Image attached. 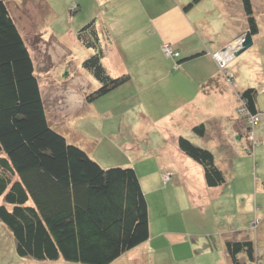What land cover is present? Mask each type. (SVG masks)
Returning <instances> with one entry per match:
<instances>
[{
	"label": "rangeland",
	"instance_id": "1",
	"mask_svg": "<svg viewBox=\"0 0 264 264\" xmlns=\"http://www.w3.org/2000/svg\"><path fill=\"white\" fill-rule=\"evenodd\" d=\"M190 1L192 0H10L7 2L10 15L32 59L48 121L55 130L65 135L68 142L85 150L101 167H133V164L138 166L141 164V168L147 171L149 167L158 166L156 160L148 158L143 160L142 157L148 155L157 146L156 139L163 136L160 128H169L165 127L163 120L151 121L150 134L145 140L137 139V133H133L136 131L133 125L136 114L140 117L150 113L153 117L156 112L146 114L143 111L137 112L133 93L131 90H124V84L113 90L114 92H110L113 94L109 93V96H106L109 98L99 100L98 104L94 102L98 108L97 114L87 110L90 106L88 103L79 106L82 101L81 95L86 90L92 91L97 85V81L81 67V61L91 51L83 47L76 38L79 28L92 19L93 15L97 17V21L102 17L113 21L126 17L129 23L146 18L139 23L140 26L134 27V29L138 28V31L133 30V36L125 39L120 35L115 37L119 49L126 48L127 62L131 60L128 50H134L137 42H140L137 50H141L140 44L144 37L142 32L146 25L149 27L152 25V28L157 29L156 34L162 31L172 33L173 42L168 39L161 40L157 35L151 37L153 40L149 46L152 51L151 59L155 60L158 66L157 76L153 81L158 82L160 89L162 84L157 79L163 76L174 79L177 72L172 71L169 74L161 67L169 63L172 65L173 62L178 63L179 58L200 52L205 45L207 55L196 54L180 61L178 66L183 67L187 78L195 83L196 80L204 77L213 78L214 73H217L227 85L232 84L233 81L232 86L235 91L240 92L246 87H255L258 89L256 102L259 105V112L264 113V0H250L258 28L252 37L253 44L237 56L233 54L236 49L224 52L222 57L224 59L228 57L222 66L213 57V51L209 49L211 45L209 41L214 42L216 39V31H214L216 22L220 28L225 24L221 15L228 16L226 12L233 17L237 31L242 29L243 32L233 37L224 47L229 44L234 46L235 42L244 37L248 25L242 2L241 0H199L190 9L184 10L181 6ZM75 2H79V7ZM196 20L203 21L205 29L208 23H211L213 32L210 39H204L201 31H204L203 28L188 26V23ZM175 28H178L176 36L173 33ZM100 38L104 45L111 39L104 34H101ZM112 43L115 44L113 40ZM198 43V47L195 46ZM163 44L170 45L174 50L177 46L176 50L180 56L171 59V56L167 55L166 48L165 53L161 51ZM144 62L145 60L140 68L144 67ZM143 71L145 72L146 69L144 68ZM65 72L67 74L64 76ZM137 72L139 73L140 69ZM146 77L141 76V78ZM185 79L186 76L183 75L180 80ZM212 83L213 81L205 82L203 92H207ZM177 86L185 88L181 83L176 84L174 88ZM162 92L164 96L162 102L169 100L172 105L191 95L185 93L186 91L178 94L168 86ZM239 92L237 99L234 95L231 99L224 97L221 100V103H224L221 110H215L212 116L200 115L204 123L214 130L208 139L209 142L206 141V146H209L219 163L223 165L225 182L215 188L205 186V189L194 191L192 192L194 195L189 196L181 188L177 172L171 175L169 183L162 184L160 181L162 189L158 191V196L150 195V218L155 224L164 223L163 229L174 230L176 234L168 233L159 237L156 235L150 244L151 249L148 245L144 247L145 262L140 256L135 263H127V255L123 254L110 264H217L219 261L223 264L224 251L219 231L227 232L230 229H242L247 232L259 248L254 255L255 263L264 264V141L260 143V140L264 139V131L260 129V125L264 127V115L260 113L259 120L255 123V132L257 128L260 130L255 133L254 139L246 130V120L241 116ZM208 99L211 100V96H208ZM113 106L118 108L119 112H113L109 120L104 119L109 117V114L105 113L106 107ZM163 112L164 109L159 110L158 114ZM233 121L236 122L231 127L229 123ZM216 130H220V133ZM214 139L218 140L219 146L221 144L222 147H217L215 145L217 143L213 142ZM219 154L226 156L221 157ZM169 169L173 170V167ZM165 173L162 174V180ZM160 196L163 207L167 209L163 214L156 215L154 207H158L157 200ZM258 228L260 237L255 240ZM152 232H155L153 227ZM21 260L30 259L16 254L12 233L0 221V264H24ZM38 262L32 259L29 264H42ZM44 263L81 264L61 258Z\"/></svg>",
	"mask_w": 264,
	"mask_h": 264
},
{
	"label": "trees",
	"instance_id": "2",
	"mask_svg": "<svg viewBox=\"0 0 264 264\" xmlns=\"http://www.w3.org/2000/svg\"><path fill=\"white\" fill-rule=\"evenodd\" d=\"M9 1L0 0V221L12 233L19 257L110 264L148 239V206L139 178L130 166L101 167L51 126ZM241 2L253 36L258 28L251 2ZM76 38L91 51L81 67L98 82L86 94L87 101L128 79L126 74L111 76L103 64L94 18L79 28ZM257 95L255 87L239 92L249 115L260 114ZM192 130L203 135L205 125L199 123ZM177 145L202 167L208 187L225 182L211 150L181 135ZM223 241L232 264H256L254 241L248 234L233 231Z\"/></svg>",
	"mask_w": 264,
	"mask_h": 264
},
{
	"label": "crops",
	"instance_id": "3",
	"mask_svg": "<svg viewBox=\"0 0 264 264\" xmlns=\"http://www.w3.org/2000/svg\"><path fill=\"white\" fill-rule=\"evenodd\" d=\"M75 1H79V0H75ZM101 1H105V0H101ZM197 2H199V0ZM78 3L79 2H75V5H77L79 7ZM185 5H182L181 7L183 8ZM226 13L228 16H225L224 14L221 15V17H223V20H225V24L220 28L217 26V22H216V24L214 26V28H215L214 31H216V39L214 42L209 41L211 44L209 46V49L213 52L217 51L219 49H222L224 47V45H226L233 37H235L238 34L243 32L242 29L240 31L239 30L237 31V27L234 25V22H233V17L230 16L229 12H226ZM92 17L96 21V28L98 30L99 36L101 34H104L105 37L111 38L110 40H108V44L104 45V42L102 41L103 53H104V57L102 59V62L105 65L106 69L108 70L109 74L113 77H117V76H120L123 74H126L128 76V79L120 85L122 86L124 84V90H131L132 91L133 97H134V107L137 106V110H138L137 112L143 111L145 114L147 112H152V113L156 112L153 117L151 116L150 113H147L146 115H143V116L141 115L140 117L138 114H136V117L133 120V125H134V128L136 131H133V133L134 134L137 133L136 134L137 139L141 140L143 138V140H145L146 137L148 136V134H150L149 131L151 129V124H150L151 121L155 122V121L163 120V124L165 125V127L169 128V129L160 128L161 131L160 130L159 131L162 132L163 136H160L159 139H156L157 146L155 147V149L151 150V152L148 155H144L142 157L143 160H147V158L156 160V162L158 163V166L149 167L148 168L149 170L145 171L144 169L141 168V164L139 166L137 164L132 165L137 176H138V178H139L140 186L142 188V191H143L145 198H146V201H147L148 221H149L148 222V225H149L148 239L146 241L140 243L139 245L135 246L134 248L123 253V254L127 255V258H126L127 263H130V262L135 263L136 260L140 256L142 257V260H143V256L145 255L144 254V250H145L144 247L146 245H148L149 249H151L150 244L152 243V239L155 238L156 235H158V237H159V236H163L165 234L167 235L168 233L176 234V232L174 230L163 229L162 226H164V223L162 225L159 222L157 224H155V222H152V220L150 218V213H151L150 200H149L151 197L150 195H152V197L155 195L158 196V191H160L162 189L160 181L162 182V184L169 183V181L171 180V175L174 172H177L178 181L181 185V188L184 190L185 194L189 195V196L190 195L193 196L194 194L192 192H194V191L197 192L199 189H205V186L208 187L204 181L202 167L196 161H194L192 158L188 157L187 155H185L184 153H182L180 151V149L178 148V145H177V138L180 135L185 136V137L189 138L192 142L208 148L209 146H206L207 145L206 141H208V139L212 136V134L214 133V130L212 128H210L207 124L204 123L203 118L200 117V115L204 114L206 117L212 116L214 114L215 110H217V111L221 110V107L224 104V103H221V100L224 97L225 98L229 97L231 99V98H233V95H234L237 99V92H239V91L233 90V86H232L233 81L231 82L232 84L227 85L217 73L216 74L214 73L213 78L212 77L211 78L210 77L209 78L204 77L203 79L196 80L194 83L191 79L187 78V73L185 70H183V67L182 68H179L180 66L174 67L175 64L179 65L180 61L187 59V58H190L191 56H194L196 54H203V53L206 54L207 48L205 45L202 46L200 52L191 53L187 56L181 57L178 59L179 60L178 63L173 62L172 65H171V63H169V65H167V66L165 65L164 67H161L165 72H167L169 74L172 73V71H177V72L175 73L176 76L174 77V79L168 78L166 76H163L162 78L157 79L162 84V88L160 89L158 86V82L153 81L157 76L158 71L156 68H158V66L155 63V60L153 61L151 59L152 51L149 48V46H150L151 41L153 40L152 38L157 36V35L160 36L161 40H167L168 39V40L173 42V40H171L172 33H167V32L164 33L162 31V33L156 34L157 29H155L154 27L152 28V25L150 27L148 25H146V28L142 32V35L144 37L142 39L143 42L140 44L141 50H137V47L140 43V42H137L136 46H135L136 48L134 50H130V49L128 50V54L131 56V60H130V62H127V58L125 55V54H127L126 48L125 49H119V46L117 43V38H115V37L117 35H120L123 37V39H125L127 37L133 36V30L135 32L138 31V28L134 29V27L140 26L139 23L145 21L146 18H143L139 22L129 23L126 21V19H125L126 17H123L122 19H120L118 21L105 20L104 17H102L100 21L99 20L97 21V17L95 15L91 16V18ZM227 23H229V25H227ZM188 26H190L192 28H197L198 26L200 28H203L204 31L203 30H201V31L203 33L204 39H210L211 38L210 36H212L211 32H213V31L211 28L213 26L211 25L210 22L206 26V29L204 28L205 23H203V21H200V20H196L192 23H188ZM176 31H178V28H175L173 30V33L175 36H176V34H175ZM171 32H172V30H171ZM112 40L115 42V44L112 43ZM199 43L195 44V46L197 45V47H198ZM174 48L176 50L177 46ZM176 51L178 52V50H176ZM179 56H180V53L178 54L177 57H179ZM170 58L173 59L174 57H170ZM143 60H145V62L143 63V65L144 64L145 65L143 68H140V65L143 62ZM144 68L146 69L145 72L143 71ZM138 69H140L139 73L137 72ZM177 73H179V74H177ZM143 75H145L147 77L141 78V76H143ZM183 75L186 76V79L184 81L180 80ZM170 79H172V80H170ZM212 81H213V83L210 86V88L207 89L208 91L203 92V85L205 84V82L210 83ZM178 83L183 84L185 86V88H183L182 86H177L174 88V86ZM120 85H118V86L120 87ZM126 85L128 87H125ZM97 86H98V82H97L96 87ZM118 86L115 87L114 89H112L111 91H109L108 93H106L105 95H102L93 101H86L85 100L84 97L86 96V94L91 92L90 90H86L81 95L82 101L80 102L79 106L83 103H88L90 106H88L87 110L91 111L92 113L97 114L98 108L94 102H97V104H98V103H100L99 100H101V99L105 100V98H109L106 96H109L110 92H114L113 90L118 88ZM166 86H168V88L170 90H175L178 94H180L182 91L183 92L186 91L185 93H191V95H188L187 96L188 98H186V97L182 98L175 105H172L169 102V100H167L166 102H162L164 99L162 91L165 90ZM190 86H192V88ZM156 90H158V91H156ZM110 94H113V93H110ZM208 96H211V100L208 99ZM114 97H115V95H114ZM256 108L259 112V105L257 102H256ZM163 109H164V112L159 115L158 111L163 110ZM113 112H119L118 108H115V106L108 107V108L106 107L105 113L109 114V117L104 118V119L109 120V118L111 117V114ZM259 113L262 114V112H259ZM112 116H114V115H112ZM242 117L244 118V116H242ZM235 122L236 121H233V122L229 123V125L231 124V127H232L233 126L232 124L235 125ZM199 123H203L205 125V133L203 135H198V134L194 133L192 130L193 127ZM246 124H247V122H246ZM255 125L256 124H254L253 127H250L249 125L246 126V130L249 131V129H251V131H252L251 136L254 139H255V133L258 130L261 129L264 131V127L259 124L260 129L257 128L256 132H255V128H254ZM226 126H224V127H226ZM170 129L171 130H178V131L168 132L167 130H170ZM233 130H236V129L233 128ZM216 132L220 133V130H216ZM217 141L218 140L214 139L213 140L214 144L217 143V144H215V145H217V147H222L221 144L219 146V142H217ZM261 141H264V139H261L260 143H261ZM167 144H169V145L166 146ZM162 146H166V147H163L160 150H158ZM255 147H256V145H255ZM251 150H253L252 147H251ZM219 151H221V150L219 149ZM220 153H224V152H220ZM213 156H214V160H215L216 164L218 165V167L223 172H225L223 165L219 163V161H218V159L214 153H213ZM219 156L224 157L226 155L219 154ZM170 167H173V170L172 169L168 170V168H170ZM165 172L168 173V175H169V180L166 183H164L162 180V174ZM221 185H218V186H221ZM218 186L208 187V188H215ZM161 198H162V196H160V199L157 200L158 207H154V209H156V215H158L160 213L163 214L164 210L167 209V207H163ZM248 223H249V221H248ZM260 225H261V223H260ZM152 227L155 230L154 233L152 232ZM238 230L243 231L244 234H247V232L242 230V229H230L227 232H224V231L220 232L219 231L220 242H222L223 251H224L223 264H232L228 254L224 248V243H223L224 242L223 241L224 235L227 233L233 232V231H238ZM259 233L260 232H259V228H258V235H256L255 240L260 237ZM254 246H255V250L258 251L259 248L256 246L255 242H254ZM122 255H120V256H122ZM31 260L32 259L26 260V261L21 260V262H24V264H29V262H31ZM57 260H59V259H57ZM47 261L48 260H42L39 262L42 264H46L44 262H47ZM50 261H54V260H50ZM35 262H37V261H35ZM143 262H145V261L143 260ZM220 263L221 262L219 261L217 264H220Z\"/></svg>",
	"mask_w": 264,
	"mask_h": 264
},
{
	"label": "built area",
	"instance_id": "4",
	"mask_svg": "<svg viewBox=\"0 0 264 264\" xmlns=\"http://www.w3.org/2000/svg\"><path fill=\"white\" fill-rule=\"evenodd\" d=\"M242 40H243V38H240L237 42H235V45L233 46L232 44H229L228 46H226V47H224L223 49H221L219 52H213L212 53V55H213V57L217 60V62L218 63H220L221 64V66L225 63V61H226V58L228 57H226L225 59L222 57V56H224V52H227V50H235V49H237L238 47H240V43L242 42ZM236 44H238V45H236ZM170 47V49H167V48H169ZM165 48H166V50H167V55L168 56H175V57H177L178 56V52L177 51H175L170 45L168 46V44H163L162 46H161V51L163 52V53H165ZM223 51V52H222ZM221 57H222V59H221ZM178 65L176 64V65H174V67H177ZM230 81H232L231 79H230ZM240 111H241V116H246L247 118H245L246 119V122H247V124L250 126V127H253L254 126V124L259 120V115L257 114V115H249V112H248V110H246V108L243 106V103H241L240 105ZM239 111V110H238ZM261 115H264V113H262ZM247 125V126H248ZM249 133H250V135H251V133H252V131H251V129H249ZM169 180V175H168V173H165L164 175H163V182L164 183H166L167 181ZM254 221V223L256 224V220L254 219L253 220Z\"/></svg>",
	"mask_w": 264,
	"mask_h": 264
},
{
	"label": "water",
	"instance_id": "5",
	"mask_svg": "<svg viewBox=\"0 0 264 264\" xmlns=\"http://www.w3.org/2000/svg\"><path fill=\"white\" fill-rule=\"evenodd\" d=\"M253 41H252V35L250 34V32L247 30L244 37H243V40L242 42L240 43V47L237 48L233 54L234 56H237L238 54H240L241 52H243L244 50H246L247 48H249L251 45H252ZM67 73L65 72L64 73V76L66 75Z\"/></svg>",
	"mask_w": 264,
	"mask_h": 264
}]
</instances>
